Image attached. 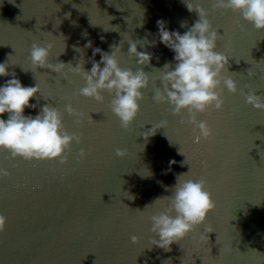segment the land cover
<instances>
[{"label":"water","instance_id":"water-1","mask_svg":"<svg viewBox=\"0 0 264 264\" xmlns=\"http://www.w3.org/2000/svg\"><path fill=\"white\" fill-rule=\"evenodd\" d=\"M193 2L207 10L220 35L217 51L229 57L225 75L240 89L223 90L222 110L197 115L212 129L199 140L186 111L173 115L169 104L154 102L151 83L126 131L111 113V95L103 93V102L81 96L79 76L65 80L51 69H35L29 57L34 42L51 44L50 62L73 65L81 56L74 45L83 48L91 40L108 52L119 45L120 66L143 68L160 86L158 69L174 63V53L158 42L157 20L183 34L199 18L182 0H0V62L7 61L9 71L0 84L13 74L25 86L38 83L31 101L38 107L26 108L25 115L45 103L56 106L65 129L81 138L65 163L13 159L0 149V167L10 173L0 178V214L6 217L0 264H264V110L242 94L264 96V29L238 12L214 8L212 0ZM130 39L142 41L138 51L152 54L151 66L128 54ZM91 58L92 49H84L85 70ZM68 103L78 115L65 111ZM163 119L167 125L145 143L142 133ZM117 148L127 150L126 158L116 156ZM171 160L176 163L170 166ZM178 175L205 180L215 208L166 251L151 244L150 216L167 207Z\"/></svg>","mask_w":264,"mask_h":264},{"label":"clouds","instance_id":"clouds-1","mask_svg":"<svg viewBox=\"0 0 264 264\" xmlns=\"http://www.w3.org/2000/svg\"><path fill=\"white\" fill-rule=\"evenodd\" d=\"M182 2L189 12L195 11L199 18L183 34L178 30H169L165 20H157L158 42L174 53V63L165 62L163 68L158 69L160 86L153 83L143 68L135 71L122 68L118 59L119 45H111L113 50L108 52L100 47H93L91 40L86 41L83 48L73 46L76 52L81 53L75 65L63 61L50 62L51 44L34 42L29 52L31 65L35 69H51L58 75H63L65 80L70 76H79L84 82V86L78 90L81 96L103 102V93L111 95V113L119 119L121 127L126 131L132 128L140 112L143 90L151 83L154 102L169 104L173 115H181L186 111L187 122L193 126L194 131H198L196 139L208 138L212 129L207 121L198 120L197 115L209 108L222 110L223 90L226 88L228 92L236 94L240 89L235 79L225 75L229 57L217 51L220 35L213 27L207 10L194 4L193 0ZM212 5L216 9L238 12L257 30L264 29V0H212ZM181 27H186V24L181 22ZM128 43V54L137 58L136 63L151 66L152 54L138 51V45H142V41L130 39ZM151 43L154 45L157 42ZM87 48L92 49L90 70L84 68V49ZM96 55L100 56L99 61L95 59ZM248 75L252 76L253 73L249 72ZM6 76H9L8 63L0 62V77ZM38 92V83L25 86L14 74L12 79L0 84V149L6 150L13 159H59L61 163H65L68 159L66 152L73 142L80 143L81 138L65 129L63 114L56 106L45 103L39 105V111L35 115H25L26 108L38 107L37 103L31 102ZM242 94L248 105L264 110V96L257 95L256 91ZM65 111L69 115H78L71 103L66 104ZM5 113L7 118H4ZM166 125L167 119H163L159 125L146 129L142 133L145 143L156 134L157 130L154 129H161ZM79 156L81 159L86 158L84 148L80 149ZM116 156L126 158L127 150L117 148ZM174 163V160L169 161L170 166ZM170 170L171 167L166 171ZM8 175V170L0 167V178ZM180 175L177 176L171 195L167 196V207L150 216V230L154 233L151 244L166 251L171 250L174 242L184 239L196 226L204 223L208 213L215 208L205 180H178ZM5 223L6 217L0 214V231L4 229ZM139 239L135 235L131 237L133 244L138 243Z\"/></svg>","mask_w":264,"mask_h":264}]
</instances>
